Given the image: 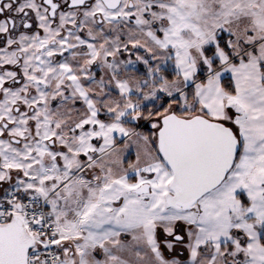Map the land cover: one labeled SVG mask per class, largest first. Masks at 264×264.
<instances>
[{
	"label": "snow or ice",
	"instance_id": "snow-or-ice-1",
	"mask_svg": "<svg viewBox=\"0 0 264 264\" xmlns=\"http://www.w3.org/2000/svg\"><path fill=\"white\" fill-rule=\"evenodd\" d=\"M0 264H264V0H0Z\"/></svg>",
	"mask_w": 264,
	"mask_h": 264
}]
</instances>
